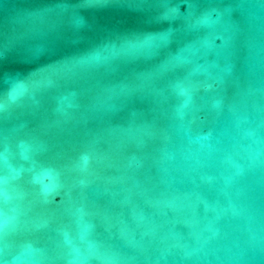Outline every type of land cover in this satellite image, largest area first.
Instances as JSON below:
<instances>
[{"label":"water","instance_id":"1","mask_svg":"<svg viewBox=\"0 0 264 264\" xmlns=\"http://www.w3.org/2000/svg\"><path fill=\"white\" fill-rule=\"evenodd\" d=\"M0 264H264V0H0Z\"/></svg>","mask_w":264,"mask_h":264}]
</instances>
